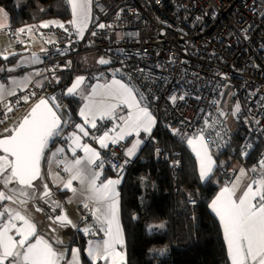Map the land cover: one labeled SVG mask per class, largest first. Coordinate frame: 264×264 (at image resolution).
Here are the masks:
<instances>
[{
  "label": "built area",
  "instance_id": "1",
  "mask_svg": "<svg viewBox=\"0 0 264 264\" xmlns=\"http://www.w3.org/2000/svg\"><path fill=\"white\" fill-rule=\"evenodd\" d=\"M92 9L83 39L68 27L50 28L44 33H52L54 41L38 66L0 75L1 82L28 74L35 78L25 90L0 101V127L6 125L0 131L34 101L60 95L57 82L61 76L87 75L88 81L115 78L136 89L156 127L178 139L206 126H227L230 119L248 136L264 142V0H92ZM99 24L106 27L99 28ZM22 28L31 31L20 33ZM39 33L36 24L0 28V36L15 40L19 50L26 45V53L33 50L29 37ZM99 57L109 63L99 64ZM172 96L177 99L173 101ZM237 104L240 110L233 115ZM68 122L63 126L66 131L76 123L74 119ZM106 126L99 125L93 134ZM139 138L144 145H153L155 162L170 161L173 172L180 168L179 154L170 158L152 135L140 133ZM61 141L66 142L60 134L55 143ZM248 145L249 139L238 160L244 161ZM127 147L125 141L110 143L101 159L103 168L114 176L125 175L134 163L125 155ZM235 175V168L225 169L222 185L232 183ZM80 214L89 221V208L80 207Z\"/></svg>",
  "mask_w": 264,
  "mask_h": 264
},
{
  "label": "snow or ice",
  "instance_id": "2",
  "mask_svg": "<svg viewBox=\"0 0 264 264\" xmlns=\"http://www.w3.org/2000/svg\"><path fill=\"white\" fill-rule=\"evenodd\" d=\"M67 4L71 8L73 17L69 23L72 24L77 36L83 39L84 30L91 15L92 0H67ZM2 15L3 10L0 9V16ZM50 25L64 28V24L58 21H48L40 24L39 27L47 28ZM5 26L4 23H0V28ZM98 27L104 28L106 26L99 24ZM26 30L31 31L30 28H22L19 32L22 33ZM92 35H96V33L93 32ZM3 58L7 59V56ZM33 59L39 60L35 56ZM98 63L104 65L108 64L109 61L101 58ZM140 71L143 72L144 70L140 69ZM25 81H27V77H25ZM84 82L85 78L78 76L65 93L67 95H81L85 99L86 102L79 112L84 125L96 128L97 119H113L116 109L120 105L126 106L128 109L127 116L119 117L121 123L118 133H116L114 126L109 131L104 132L102 136L96 137L101 148H108L109 143L117 144L133 134L136 136H139L141 132L151 134L156 121L148 107L142 105L143 95L139 97V100L137 99L134 94L136 89L113 78L108 84L92 86L91 92L85 94L81 89ZM4 92L3 86L0 85V96ZM7 94L14 95V92L9 91ZM183 98V96L180 97V99ZM23 99L27 102L29 98L25 96ZM171 99L175 101L177 97L172 96ZM59 107L54 96L40 98L17 126L5 129L11 134L0 138V153H2L0 154V184L8 189L10 184L15 183L19 185V188L8 189L12 193L11 195L0 191V202L7 200L16 203L17 197L35 196L34 192L28 193L24 189L34 188V181L41 178V160L44 158L49 141L61 134L62 123L64 126L69 123L66 120L62 122V118L54 110V108L58 109ZM239 110L240 107L237 104L233 115ZM11 111L12 109L8 107L7 112ZM74 127L77 132L84 136L89 135L84 126L75 124ZM110 133H115V135ZM173 133L179 134V130L174 129ZM184 138L196 156L201 181L208 179L215 166V161L209 154L210 146L205 141L204 129L192 136L185 135ZM66 139L70 141L69 150L72 151L73 156L76 154V148L79 147L85 153V157L72 161H56V165L62 164L63 171L68 173V179L62 181L63 188L75 195L76 189L72 187V182H80L82 195L86 193L85 200L87 201L83 207L90 208V213L96 222L95 225L85 226L78 231H82L85 235H95L93 227L98 226L99 231L104 233L102 241L90 240L88 242L86 255L91 264H98V262L126 264L124 253L119 250L124 247V234L119 223V193L116 191L120 179H108L98 185L97 180L100 177V172L94 171L92 166L103 168L102 161L96 165V161L100 160V154L87 144L81 145L80 136L76 132L70 133ZM140 144L141 140L139 139L132 142L131 147L125 149V155L132 157ZM64 151L65 149L62 147L56 148L55 152L52 153V159H49V163L51 164L53 159ZM175 163L178 164L179 162ZM258 164L259 176L250 179L242 194L236 196L242 178L247 175L243 168L240 169L239 175L231 187H224L209 204V208L219 219L223 230V239L230 264H264V159H261ZM113 167L115 169L116 166ZM250 171L256 173L257 168L253 167ZM56 179L59 181V177ZM43 188L44 191L40 198H50L51 192L48 185L44 184ZM19 202L24 204L27 200L22 199ZM190 202L195 203L191 198ZM52 205L54 211L55 208L61 207L57 201H52ZM36 210L42 211L40 208ZM49 218L52 219V217ZM54 223L64 227L69 225L75 227V224L67 217L62 208L61 213L55 217ZM157 227H163V225ZM10 233H14V235ZM56 242L63 243V241ZM80 251L78 248H71V259L65 261V264H81ZM64 257L63 252L56 251L52 243L38 235L36 224L30 217L9 207H4L0 211V264H61Z\"/></svg>",
  "mask_w": 264,
  "mask_h": 264
},
{
  "label": "trees",
  "instance_id": "3",
  "mask_svg": "<svg viewBox=\"0 0 264 264\" xmlns=\"http://www.w3.org/2000/svg\"><path fill=\"white\" fill-rule=\"evenodd\" d=\"M0 8L9 17L10 27L40 24L46 20L67 23L71 12L67 0H0ZM71 77L58 79L62 92L56 97L64 121L74 119L81 102L76 95L65 99L64 91ZM215 125V124H214ZM205 128L216 167L211 178L201 181L194 157L183 139H178L157 126L152 134L156 144L171 158L180 155V168L172 171L170 161L153 160V145H144L133 166L126 173L120 188L121 220L126 237L127 264H226L227 253L218 220L209 204L222 185L221 174L232 159L240 157L244 143L250 140L249 153L244 158L248 169L264 159V142L248 136L243 128L230 133L218 124ZM6 125L0 127L3 128ZM66 130H61L64 140ZM215 141V143H213ZM62 142V141H61ZM63 202L64 194L57 193ZM194 200L195 203H191ZM163 225V227H157ZM86 238L77 233L71 246L83 252Z\"/></svg>",
  "mask_w": 264,
  "mask_h": 264
},
{
  "label": "crops",
  "instance_id": "4",
  "mask_svg": "<svg viewBox=\"0 0 264 264\" xmlns=\"http://www.w3.org/2000/svg\"><path fill=\"white\" fill-rule=\"evenodd\" d=\"M1 9V8H0ZM3 10V9H2ZM71 12V9H70ZM6 17V19H5ZM72 17V15H71ZM71 17L70 20L67 23H63L60 22L62 24H64V27H68V29L72 30L74 33V29L72 28V26L69 24V22L71 21ZM58 21V20H56ZM92 18L89 17L88 23H87V27L84 30V33L87 31V29L89 28L90 24H91ZM0 23H4L6 26L1 28V29H5L7 27H9V17L6 14V12L3 10V15L0 16ZM4 37H0V41L1 39H3ZM54 41V35L52 37V42ZM8 42H6V44L1 43L0 42V63H2V67H0V75H13L15 74L18 70L20 69H24V68H29V67H35L36 61L34 59H29L28 58L26 60L21 59V58H15L14 56H9L7 59H4V56H8L9 53H11L8 49ZM10 45H12V47H14L13 44L10 43ZM49 45V44H48ZM47 46V45H46ZM46 46L44 47V49L38 53V58L40 59L41 62V57L43 55V53L46 50ZM15 49V47H14ZM28 60V61H27ZM39 62V63H40ZM36 63V64H35ZM38 63V64H39ZM37 64V65H38ZM9 69H12L11 71ZM25 77H27V81H25ZM23 78H17V77H12L9 80H7L6 82H1L0 81V85L3 86L5 92L2 96H0V101L5 102L6 99H8L10 96L12 95H8L7 93L9 91L17 93L18 91H23L25 90L31 83L34 82V75L28 74ZM112 80V79H111ZM111 80H103V79H98L95 81H87L82 87V91L85 94H88L91 92V87L95 86V85H103V84H108L111 82ZM26 85V86H25ZM130 87V86H129ZM135 94V93H134ZM136 95V94H135ZM78 99L81 102L80 108L78 110V114H77V121L75 124H80L82 126L85 127V130L89 133L88 136H84L82 133L77 132V130L75 129V127L68 129L65 133V137H67L70 133L76 132L77 135L80 136V144H87L90 147H92L96 152H98L100 154V160L96 161V165H99L101 163V159L102 156L104 154V151L106 148H101L100 145L97 143L96 137L98 136H102L104 134V132L109 131L110 129H112L114 126L116 128V133L119 132V124L121 123L119 121V117L120 116H127L128 113V109L126 106L120 105L117 109H116V114L115 117L113 119H104V120H99L97 119V127L101 124H105L107 123V126L104 127V129L99 132L98 134H93V131L96 130V128H91L87 125H84V121L81 118V116L79 115L80 109L84 106L85 104V99L79 95ZM138 99V97H137ZM139 100V99H138ZM156 128V123L155 125L152 127V131L151 134L145 133L147 135H152L154 130ZM206 128V127H205ZM144 133V132H141ZM112 135H115V133H110ZM204 136H205V141L208 143V140L206 138L205 135V130H204ZM66 139V138H65ZM139 138V136H136L135 134L131 135V136H127L124 140L129 144V147H131V143L134 142L135 140H137ZM187 149L190 151V153L192 154V156L195 159L196 162V166H197V172H198V176H199V165L197 163L196 160V156L195 154L192 152V150L188 147L187 145V140L186 138L183 139ZM110 144V143H109ZM209 144V143H208ZM69 145H70V141L68 139H66V142H59L56 145H54L47 153V155L45 156L44 160H43V173H44V177L46 179L47 184L49 185V187L52 189V191L57 195V193H63L64 194V199L63 202L61 201V203L63 204L64 207V213L67 215V217L75 224V227H73L74 231H76L77 233H81L85 238H86V242L84 245V249L83 252L86 256V260H87V264H91V261L89 260V258L86 255V248L88 246V242L91 241H102L104 239V233L102 231H99V227L95 226L93 227V231L96 233L95 235H85L82 231H78V229H83L85 226H93L96 224L95 220L93 219L91 213H90V208H89V214H90V219L89 221H84L83 218L81 217L80 214V207L83 206V204L85 202H87L85 200V194L82 195V185L80 184L79 181H73L72 182V187L74 189H76V194L74 195L73 192L64 189L63 188V184L62 181H66L68 179V173L63 171V165L61 164L60 166L56 165V161L57 160H68V161H72L75 160L77 158H81L83 159L85 157V153L83 152V150L79 147L76 148V154L75 156H73L72 151L69 150ZM64 148L65 151L63 153H60L59 156L55 157L53 159V162L50 164L49 163V159H52V153L55 152L56 148ZM144 144L141 141V144L139 146V148L136 150V153L132 156L129 157L131 159H136L138 157V155L140 154L141 150L143 149ZM209 154L212 156L213 160L214 159V154L212 151V148L209 147ZM87 166V165H85ZM233 168H235L236 170V175L232 181V183L235 181L236 177L239 175L240 169L243 168L245 169L247 175L245 177L242 178L241 182H240V187L236 192V196L238 197L240 194H242L244 188L246 187V185L250 182V179L254 176L258 177L259 176V165L257 166H253L255 168H257V172L253 173L248 169L244 163V161L242 160H238L237 161H233L231 163V165H229ZM216 167V162H215V166L213 168V171ZM94 171H99L100 172V177L97 180V184H101L102 182L108 180V179H120V183L116 186V191L119 193L118 196V200H119V223H120V227L123 230V234H124V247L123 249H119L120 251H122L124 253L125 256V262L127 263V252H126V237H125V233H124V228H123V224H122V220H121V201H120V188L122 186V183L124 181V177L125 175L122 176H114L113 174H111L108 170H106L105 168H99L96 167L95 165L92 166ZM210 174L209 178L204 180L203 182L209 180L213 174ZM51 173V175H50ZM56 177H59V181L56 179ZM200 178V176H199ZM201 180V179H200ZM226 185L227 187H231V184ZM221 185L218 192L216 193V195L214 196L213 199H215V197L220 193V191L226 187ZM58 197V196H57ZM211 203V202H210ZM92 205L90 204V207ZM4 207H9L12 208L14 210H18L20 211L22 214L28 216L31 218V220L36 224L37 227V233L38 235L44 237L45 239H47L50 243H52L54 249L58 252H63L65 254L64 257V261H61V264H65V261L71 259V255H70V249L71 248H76V247H72L71 246V242H72V238L74 236V233H71L70 231H66L64 234H60L57 233L55 230H53L47 223H45L43 220L40 219V217L38 215H36L35 213H33L31 211V209H28L26 206L25 207H19L18 205H16L15 203L11 202V201H3L0 202V211L3 210ZM210 209V208H209ZM210 212L214 215V217L218 220L219 219L215 216V214L211 211ZM220 225V223H219ZM221 227V225H220ZM222 230V228H221ZM11 235H14V233H10ZM222 235H223V230H222ZM224 240V239H223ZM56 241H63V243H57ZM224 245L226 247L225 241H224ZM227 253V250H226ZM80 261L81 264H86V262L82 261L81 255H80ZM98 264H103V262H98ZM227 264H230L228 257H227Z\"/></svg>",
  "mask_w": 264,
  "mask_h": 264
},
{
  "label": "water",
  "instance_id": "5",
  "mask_svg": "<svg viewBox=\"0 0 264 264\" xmlns=\"http://www.w3.org/2000/svg\"><path fill=\"white\" fill-rule=\"evenodd\" d=\"M85 78V82L84 84L88 81V76L87 75H81ZM78 77V76H77ZM77 77L72 78V81L70 83V85L68 87H70L72 85V83L75 81V79ZM83 86V85H82ZM81 86V87H82ZM67 87V88H68ZM67 91V89L64 91V96L65 99H69L70 97H72L73 95H67L65 94ZM40 99V98H39ZM38 99V100H39ZM38 100L34 101L33 103H31L26 109H24L22 111V113L15 119L13 120L5 129H11L14 128L15 126L18 125V123L22 120V118L27 115V113L30 111V109L38 102ZM55 111H57L58 116H60L62 118V122L64 121V118L61 116V114L58 112V110L56 108H54ZM63 123H62V128H63ZM5 129L0 131V138H3L5 136L10 135V132H6ZM57 137H54L52 140L49 141L48 144V148L45 150V154H44V158L47 155L48 151L54 146L56 145L55 140ZM2 154V153H0ZM44 158H42L41 160V178L34 181V188L32 189H24L25 192L28 193H35V196H29V197H17V201H16V205H18L19 207H27L28 209H31V211L33 213H35L36 215H38L40 217L41 220H43L45 223H47L53 230H55L57 233L60 234H64L66 231H70L71 233L77 234L76 231H74L72 226H60L58 223H54V219L57 215H59L61 213V208L63 209L64 212V207L63 204L61 203L60 199L57 197V195L52 191V189L49 187V185L46 182V179L44 177V173H43V160ZM47 184L48 188L51 192V197H44L43 199H41L40 197L43 194L44 188L43 185ZM19 185L13 183L10 184L8 186V189H18ZM8 189H5L3 187L2 184H0V191H4L6 194L11 195L12 193L9 192ZM22 199H26L27 202L24 204H21L19 201ZM52 201H57L61 207H57L55 208V211L53 210V205H52ZM40 208L42 209V211H37L36 209ZM49 217H52V219H50Z\"/></svg>",
  "mask_w": 264,
  "mask_h": 264
},
{
  "label": "rangeland",
  "instance_id": "6",
  "mask_svg": "<svg viewBox=\"0 0 264 264\" xmlns=\"http://www.w3.org/2000/svg\"><path fill=\"white\" fill-rule=\"evenodd\" d=\"M69 8H70V6H69ZM71 9V8H70ZM71 15H72V13H71ZM90 17L92 18L93 17V9H92V5H91V15H90ZM72 18L73 17H71V20H72ZM48 21H56V20H46V21H44V22H41L40 24H42V23H45V22H48ZM59 22V21H58ZM40 24H36L37 26H38V28H39V35L38 36H36V37H29V39H30V44L32 45V47H33V50H32V52L31 53H26V50H25V48H26V45H25V47H24V49H21V50H19L18 48H17V44H16V41L15 40H11L6 34H3V35H1L0 37H4L3 39H1V43H4V44H6V42H8L7 44H9L7 47H8V49H9V51L11 52V53H9V55L7 56V58L9 57V56H14L15 58H21V59H24V60H26L27 58H28V60L29 59H33V57L35 56V57H38L39 55H38V53H40L43 49H44V47L47 45L48 46V44H50V43H52V37H53V34L52 33H44L45 31H47V30H49L50 28H59V27H54V26H49V27H47V28H41V27H39V25ZM71 26H72V24L71 23H69ZM72 28H73V26H72ZM74 29V28H73ZM74 31H75V29H74ZM75 34H76V31H75ZM77 35V34H76ZM78 37V36H77ZM10 43L11 44H13L14 45V47H15V49H14V47H12V45H10ZM47 46H46V48H47ZM42 49V50H41ZM41 50V51H40ZM14 53V54H13ZM101 58H103V57H99L98 58V61L101 59ZM27 60V61H28ZM38 61H36V63H37ZM39 62H40V59H39ZM38 62V63H39ZM35 63V64H36ZM37 63V64H38ZM36 64V66H38ZM2 63H0V67H2ZM41 84V81L40 82H38V85H40ZM77 97L79 96V95H76ZM59 110L60 111H62L63 112V114H64V116L66 117V115H65V113H64V107H62L61 105H60V107H59ZM20 114H18V115H16L11 121H13V120H15L18 116H19ZM9 123H11V122H9ZM9 123H8V125H9ZM225 128L230 132V133H232V131H233V129H235V128H239L238 127V125L237 124H235L234 122H232L230 119L227 121V126H225ZM185 139V138H184ZM238 159H240V157L239 158H237V159H232L230 162H229V165H231V163L233 162V161H236V160H238ZM259 174H260V172H259Z\"/></svg>",
  "mask_w": 264,
  "mask_h": 264
}]
</instances>
